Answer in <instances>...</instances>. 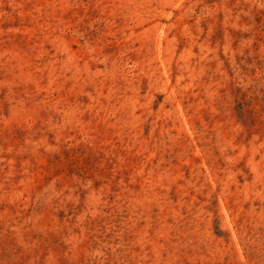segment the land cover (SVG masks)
Returning a JSON list of instances; mask_svg holds the SVG:
<instances>
[{"label": "rangeland", "instance_id": "rangeland-1", "mask_svg": "<svg viewBox=\"0 0 264 264\" xmlns=\"http://www.w3.org/2000/svg\"><path fill=\"white\" fill-rule=\"evenodd\" d=\"M0 264H264V0H0Z\"/></svg>", "mask_w": 264, "mask_h": 264}]
</instances>
